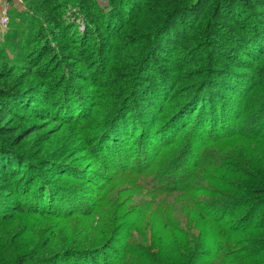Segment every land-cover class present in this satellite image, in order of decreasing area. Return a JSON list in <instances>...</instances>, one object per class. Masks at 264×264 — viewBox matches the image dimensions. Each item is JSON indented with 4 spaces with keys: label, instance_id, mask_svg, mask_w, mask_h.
I'll list each match as a JSON object with an SVG mask.
<instances>
[{
    "label": "rangeland",
    "instance_id": "374dc122",
    "mask_svg": "<svg viewBox=\"0 0 264 264\" xmlns=\"http://www.w3.org/2000/svg\"><path fill=\"white\" fill-rule=\"evenodd\" d=\"M256 41L264 48V0H0V168H28L35 173L29 182L38 177L80 194L90 188L84 214L20 212L16 176L0 169V209H6L0 210V264H37L66 249L107 242L115 247L111 254L133 249L125 264H264L263 140L205 135L177 159L195 136L188 127L167 162L176 160L165 166L159 156L157 170L106 167L93 154L96 140L120 115L151 111L158 77L169 84V97L156 112L166 120L193 91L185 87L188 72L208 69L206 56L222 101L246 104L231 93L230 74L236 73L253 78L246 96L263 97L264 89L260 94L253 87L264 56L252 59L248 51L258 50ZM244 108L237 130L264 135V107ZM202 148L203 157L215 158L209 168L196 167ZM57 167L80 171L66 175ZM198 168L203 173L195 175ZM157 171L161 177L153 175ZM181 173L193 175L179 184ZM235 201L237 211L252 208L247 218L254 226L237 236L238 255L223 248L216 262L218 231L225 227L214 221L221 210L236 209Z\"/></svg>",
    "mask_w": 264,
    "mask_h": 264
},
{
    "label": "trees",
    "instance_id": "16d2710c",
    "mask_svg": "<svg viewBox=\"0 0 264 264\" xmlns=\"http://www.w3.org/2000/svg\"><path fill=\"white\" fill-rule=\"evenodd\" d=\"M112 2H110L109 6L113 11L114 7ZM182 6L184 8V5L180 7ZM175 9L176 7L171 9V11ZM255 44L258 49L256 52L250 49L248 50L250 51L249 54H251L252 59L257 58V56H264V48L261 47L262 45L257 41ZM203 60L204 66L208 67L207 70H210V72L214 71L215 67L212 66L214 64H211L212 62L207 56L204 57ZM240 63H243V60H241ZM200 67L201 66L195 67L188 72L189 75H191L188 78V85L185 87L188 90L191 88L193 91L186 95L181 102L174 105L166 120L164 119L166 115L159 119L156 117V112L160 110V105L166 102L165 98L167 99L169 97V93L167 92L169 90L166 87L168 83H163L164 78L158 77L157 79L160 80L159 89L154 93L155 99L149 100L152 107L151 111H147L146 114L141 111L138 114L131 115L129 118L120 115L115 126L110 128L111 131L103 133V136L96 140L95 146L93 147L94 156L98 157L106 167L118 169L120 167L129 166L131 170L132 168L141 170H151L155 168L157 170L160 164L156 163V159L159 158V156L161 157L160 159H162L161 162L165 163V166H167L170 162H174L176 157L179 159L183 157V155H188V153L192 152L195 148V144L197 145V142L205 135L219 136L223 134L225 136L220 138L222 141L235 137L264 141V135L260 130L254 132H252V130L247 132L243 129L237 130L241 114L245 112V105L254 103L256 111L262 110V107H264V96L260 99H253L246 96L247 91L244 92L249 87H246V85H249L248 83L253 81L252 76L245 75L244 78H238L237 73L230 74L231 79H233V85L231 86L233 92L231 93L236 94L242 100L246 101V104L240 108L235 101L236 99L232 102L227 100L230 101L228 103L224 100L222 101V98H219L220 95H218V91L212 89V79L208 76V71L206 69L204 70V68L200 69ZM260 69L257 70L260 74H258L259 77L256 85H254V87L253 84L250 86V89L256 87L259 92L264 89V78H261V76H264V69ZM217 70L218 68L216 67V71ZM219 70L223 73L229 72L227 69ZM59 78L61 79L63 76ZM217 84L218 82L216 81V85ZM261 93L263 92H260V94ZM196 94L200 95L196 96ZM242 122L245 124L246 119H243ZM188 127H191V130L195 132V136L192 138L193 141H189V144H185L181 147L173 161H171V159L167 162L168 158L172 155L171 153L177 152L176 148L179 144L180 146L183 144L182 142L185 138L184 134ZM172 145H176V147L171 149ZM161 148H168V151L162 154L160 153ZM204 149L206 148H202L198 154L196 167L205 164V166L209 168V166L214 163L213 160L215 161L214 157L209 159L203 157ZM215 163L217 167L220 160ZM11 168L12 167L5 168L1 166L0 169L5 170L4 173H1L5 174V176H8V174L16 176L15 178L13 177L15 180L12 181V183L15 184L13 191L17 194L14 202L17 211L24 212L26 210L41 214H52L56 217H69L75 215L77 212L84 214V197L90 192L89 187L86 189L84 188L82 194H80L78 190H75L76 188L74 186H61L57 185L56 182L55 185L54 181L53 184L50 185L48 184L49 182L46 183L44 180L37 179L38 177L36 178L37 181L29 182L35 175V173L32 174V170L28 168L27 170L20 169L19 167L16 168V166L15 168ZM71 169L72 170L67 167H57L55 171L61 170L60 173L66 175L70 174L72 171L77 173L80 171L78 168L74 169V167ZM199 169L201 168L196 169L195 175L198 171L199 173H203V171ZM156 173L159 174L160 171L155 172L153 175ZM192 175L193 173H181L180 177L177 178V182L180 184L185 180L189 181ZM84 176L81 175L77 177L85 179ZM158 176L161 177L160 174ZM24 179H26V182H24ZM185 187L179 190L182 191L187 188ZM186 190L188 191L190 189ZM235 198L238 199L240 197L238 196ZM230 204L233 206L235 205L236 209L233 208L231 211L226 209L221 210L220 216L222 217H218L217 220L214 221L215 224L221 223L220 226L225 227L224 231H218L220 241L219 250L217 249L214 254V257L216 256V259H218L216 262L224 256V253H222L223 256L219 253L223 248H228L227 254L238 255L240 248H242L238 243L240 240L238 237H243V234H245L247 230L250 231L252 229L251 227L254 226L250 224L251 217L249 219L247 218L253 212L252 208L250 210L249 208L245 209L242 212V210L237 211L238 203L236 201ZM0 210L6 212L5 208ZM226 216H230V218L236 216V218L228 219L227 217L228 222H225ZM226 229L229 230L230 234L226 233ZM114 248L112 242H107L102 246L92 245L85 248L76 247L74 249H66L64 252L51 257L48 261L42 260L41 263L37 264H125L124 256L132 253L131 250L133 249L127 248L126 251L124 250L123 254L118 255L117 251L111 254L112 252L110 251L114 250ZM18 264H23V262H18ZM207 264H212V262L207 261Z\"/></svg>",
    "mask_w": 264,
    "mask_h": 264
},
{
    "label": "built area",
    "instance_id": "2783aa9c",
    "mask_svg": "<svg viewBox=\"0 0 264 264\" xmlns=\"http://www.w3.org/2000/svg\"><path fill=\"white\" fill-rule=\"evenodd\" d=\"M8 22V16L6 15V13L4 12V14L1 15V23L3 25H6V23Z\"/></svg>",
    "mask_w": 264,
    "mask_h": 264
}]
</instances>
